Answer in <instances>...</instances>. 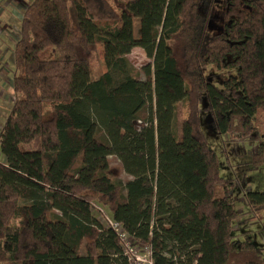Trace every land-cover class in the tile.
Returning a JSON list of instances; mask_svg holds the SVG:
<instances>
[{
    "label": "trees",
    "instance_id": "obj_1",
    "mask_svg": "<svg viewBox=\"0 0 264 264\" xmlns=\"http://www.w3.org/2000/svg\"><path fill=\"white\" fill-rule=\"evenodd\" d=\"M98 46L106 71L93 77ZM135 48L152 60V94L127 60ZM13 52L0 264H128L96 204L154 264H264L234 231L227 184L215 196L224 180L202 128L203 112L229 141L264 125V0H33ZM112 156L131 180H115ZM252 163L264 172V138ZM246 202L264 231V190Z\"/></svg>",
    "mask_w": 264,
    "mask_h": 264
},
{
    "label": "rangeland",
    "instance_id": "obj_2",
    "mask_svg": "<svg viewBox=\"0 0 264 264\" xmlns=\"http://www.w3.org/2000/svg\"><path fill=\"white\" fill-rule=\"evenodd\" d=\"M32 1L33 0H0V109H2L3 106L4 110L7 111L6 113L5 111L3 112L6 117L9 112L8 109L12 107L16 97L13 90V76L15 73L13 50L19 39L20 24L23 14ZM139 28V20H136V31H139ZM127 60L133 70V75L145 82L148 92L152 94L154 92V80L153 76L148 74L147 71L152 64V60L147 57L146 53L141 48L132 50L127 56ZM93 67V77H97L101 72L106 71L102 46L97 47V53L93 60ZM185 114V109L182 107V104H179L176 108L175 122L178 129H181ZM203 116L206 119L203 121L202 128L211 147L218 154L220 175L224 180L222 185L219 184L217 186L215 196L216 198L222 197L227 187L233 194L237 208H242L244 206H242L238 200L243 197L245 193L251 189L256 192L264 190V172L260 170V168L255 167L252 163V156L255 153L256 146H258L261 139L264 138V125H257L262 119L264 120V109L260 110L256 117L258 130L254 133L253 138L255 139L250 143L251 145L248 143L236 144L234 142L235 140L229 141L228 137L227 140H225V138H223L212 126V122L207 117V114L203 112ZM5 121L6 120L3 122V118L0 117V125L3 126ZM100 133L99 131V134ZM38 144L39 140H36V142L32 144L22 145V149L25 151L36 150ZM0 158L4 161L1 150ZM109 160L115 180L120 183H126L132 179V177L124 171L123 165L117 157L112 156ZM78 162L80 163L81 160L79 159ZM226 184L227 186L225 187ZM101 207V205L96 204L94 209V215L96 217L102 220L101 215L103 213L101 209L106 215L111 216L107 208ZM250 218L247 217V219ZM254 218V221H256V216ZM243 220L239 219L240 223L243 222ZM241 235L242 236H239L238 239L244 242L246 238L244 234ZM248 235H250V237L252 236L251 240L257 245L256 247H259L258 249L264 250V231L261 224L252 225Z\"/></svg>",
    "mask_w": 264,
    "mask_h": 264
},
{
    "label": "built area",
    "instance_id": "obj_3",
    "mask_svg": "<svg viewBox=\"0 0 264 264\" xmlns=\"http://www.w3.org/2000/svg\"><path fill=\"white\" fill-rule=\"evenodd\" d=\"M102 211V222L112 228L118 235L123 255L127 258L128 264H154L152 248L147 244H141L129 236L122 226Z\"/></svg>",
    "mask_w": 264,
    "mask_h": 264
},
{
    "label": "crops",
    "instance_id": "obj_4",
    "mask_svg": "<svg viewBox=\"0 0 264 264\" xmlns=\"http://www.w3.org/2000/svg\"><path fill=\"white\" fill-rule=\"evenodd\" d=\"M10 110H11V108L10 109H8V111L10 112ZM5 110H4V108H3V106H2V109H0V117H2L3 118V122H4V120H6V118L8 117V114H9V112H8V114H7V117H6V115H5V113L7 112V111H5V113L3 114V112H4ZM2 125H0V128L2 129ZM255 138H251V139H244V140H240V141H237V140H235L234 142L236 143V144H243V143H248L249 145H251L250 143L254 140ZM257 151V146H256V149H255V152ZM255 154V153H254ZM0 161H2L3 162V159L2 158H0ZM222 185V184H221ZM249 191H252V189L251 190H249ZM248 191V192H249ZM247 192V193H248ZM247 193H245L244 194V196L243 197H241L239 200H238V202L240 203V204H242V206H244V207H240L239 209L237 208V204L235 203V207H236V210H237V213H238V218L236 219V226H235V229H234V231L237 233V234H240L239 236H241V234L242 233H248L250 230H251V227H252V225H255V224H258V221L256 220V221H254V215H253V213H251V211H250V209H249V207H248V205H247V202H246V194ZM240 210V211H239ZM251 215V216H250ZM247 217L248 218H250V219H247ZM239 219H241V220H243V222H241L240 223V221H239ZM240 225V226H239Z\"/></svg>",
    "mask_w": 264,
    "mask_h": 264
},
{
    "label": "bare ground",
    "instance_id": "obj_5",
    "mask_svg": "<svg viewBox=\"0 0 264 264\" xmlns=\"http://www.w3.org/2000/svg\"><path fill=\"white\" fill-rule=\"evenodd\" d=\"M119 239V238H118Z\"/></svg>",
    "mask_w": 264,
    "mask_h": 264
}]
</instances>
